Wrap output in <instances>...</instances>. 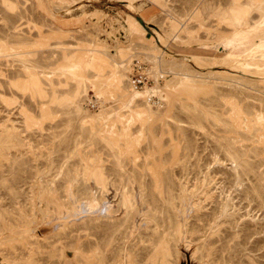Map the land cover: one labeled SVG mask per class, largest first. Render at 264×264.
Masks as SVG:
<instances>
[{
    "label": "rangeland",
    "instance_id": "obj_1",
    "mask_svg": "<svg viewBox=\"0 0 264 264\" xmlns=\"http://www.w3.org/2000/svg\"><path fill=\"white\" fill-rule=\"evenodd\" d=\"M0 264H264V0H0Z\"/></svg>",
    "mask_w": 264,
    "mask_h": 264
},
{
    "label": "built area",
    "instance_id": "obj_2",
    "mask_svg": "<svg viewBox=\"0 0 264 264\" xmlns=\"http://www.w3.org/2000/svg\"><path fill=\"white\" fill-rule=\"evenodd\" d=\"M143 81H141V80H137V81H135L134 82V84H135V87H138L139 86V84H141Z\"/></svg>",
    "mask_w": 264,
    "mask_h": 264
},
{
    "label": "bare ground",
    "instance_id": "obj_3",
    "mask_svg": "<svg viewBox=\"0 0 264 264\" xmlns=\"http://www.w3.org/2000/svg\"><path fill=\"white\" fill-rule=\"evenodd\" d=\"M131 50H132V49H131ZM129 51H130V50H129ZM107 205H108V204H107ZM98 206H99V205H98ZM94 207H95V205H94ZM95 208H96V207H95ZM98 208H99V207H98ZM99 210H100V209H99ZM99 210H98V211H99ZM90 211H91V210H90Z\"/></svg>",
    "mask_w": 264,
    "mask_h": 264
}]
</instances>
